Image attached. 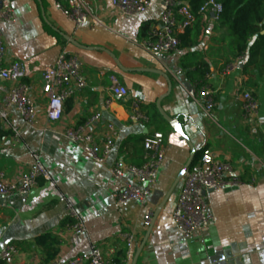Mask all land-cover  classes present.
Returning a JSON list of instances; mask_svg holds the SVG:
<instances>
[{
    "label": "crops",
    "instance_id": "crops-1",
    "mask_svg": "<svg viewBox=\"0 0 264 264\" xmlns=\"http://www.w3.org/2000/svg\"><path fill=\"white\" fill-rule=\"evenodd\" d=\"M85 1L89 16L84 24H74L58 8V4L65 7L67 0H10L13 18L0 25L5 47L1 65L13 60L23 62L24 82L31 88L38 111L33 124H24L14 108L9 110L10 123L19 127L18 141L9 126L0 122V171L8 180L17 181L36 152L49 174L48 180L38 179L26 195L0 196V249L6 244L17 249L1 263L64 264L73 256H84L90 245H96L112 264L123 260L131 264L148 227L143 222L144 209L153 212L161 202L190 157L191 146L193 159L202 148H209L218 159L230 164L229 176L243 184L205 193L214 222L206 233L183 239L172 218L182 176L155 218L135 264H227L226 254L239 257L237 264H264V64L244 69L245 58L232 59L227 32L212 15L207 20L199 17L190 26L193 43L154 57L141 43L150 27L158 23L162 0H149V8L138 18L122 15L110 0ZM61 52L80 60L86 85L64 100L59 120L48 122L41 71L53 65ZM186 54L191 61L202 59L207 64L203 81L215 98L210 115L187 95L186 84L192 86L194 81L187 71L194 67L182 68L181 64L188 62ZM227 58L232 60L226 63ZM138 68L168 75L171 89L161 100V107L178 120L188 142L153 109L167 89L165 79ZM111 77L126 87L127 95L105 105L111 99ZM10 85L0 79V91ZM246 91L258 103L257 116L247 119L240 107ZM133 103L147 115V123L129 120ZM96 112L101 117L91 129L97 141L108 123L118 131L105 164L94 163L64 136L67 128ZM152 131L162 132L165 147L155 189L145 207L131 201L118 207L114 194L121 182L110 175L108 166L140 165L143 138ZM68 206L76 212L83 232L71 228L76 219ZM123 233L135 238L130 250L120 238Z\"/></svg>",
    "mask_w": 264,
    "mask_h": 264
},
{
    "label": "built area",
    "instance_id": "built-area-1",
    "mask_svg": "<svg viewBox=\"0 0 264 264\" xmlns=\"http://www.w3.org/2000/svg\"><path fill=\"white\" fill-rule=\"evenodd\" d=\"M110 3L122 15L138 18L150 6L149 0H110ZM62 13L70 18L74 24H84L88 20L89 8L85 0H67V5H57ZM161 15L158 23L150 27L147 37L142 41V47L152 56L158 57L164 52L178 50L179 35L184 33L196 21V15L191 7L179 0H162ZM222 6L216 0H206L198 9L197 14L203 20L210 15L218 21ZM13 18L10 0H0V25ZM4 40L0 28V79L11 83L0 91V122H5L12 131L15 141L19 140V127L10 123L9 110L14 108L24 124H33L38 116L37 105L31 94L30 86L24 82L26 69L22 61L13 60L1 65L4 54ZM242 59V58H241ZM230 65H227L229 67ZM111 99L105 101L108 105L111 100H121L127 95V89L116 78L111 77ZM86 80L82 75L80 60L71 54L61 52L51 66H45L41 71V93L44 97V114L48 122H56L61 118L63 102L76 90L83 88ZM187 95L200 104L210 115L215 106L214 91L207 85H193L187 89ZM241 112L244 118H252L258 114V103L250 91L242 93ZM96 112L84 122L67 128L65 138L77 145L82 153L97 164H105L111 153L115 138L118 135L112 123L106 125L102 138L97 141L92 125L100 119ZM129 120L134 123H147L148 117L140 109L138 103L132 104ZM143 161L140 165L108 166L110 175L121 182V187L114 194L115 204L118 207L127 202H136L145 207L156 186L160 166L164 160L165 147L163 134L160 131L146 133L143 138ZM231 166L221 161L209 148H202L199 156L183 174L172 218L177 234L183 239H190L196 234L206 233L214 222L212 210L207 203L205 193L220 191L243 183L235 177H230ZM49 179V174L40 161L39 153H32V163L17 181L8 180L0 171V196L11 194L26 195L37 184L38 179ZM129 178V179H127ZM70 215L76 219L71 228L79 233L83 232L82 223L77 220L76 212L67 207ZM152 211L145 208L143 222L150 223ZM128 250L135 243L130 233L121 234ZM17 251L12 244H6L0 249V261H6ZM64 264H112L96 245H90L87 254L76 255ZM119 264H129L127 260Z\"/></svg>",
    "mask_w": 264,
    "mask_h": 264
},
{
    "label": "trees",
    "instance_id": "trees-1",
    "mask_svg": "<svg viewBox=\"0 0 264 264\" xmlns=\"http://www.w3.org/2000/svg\"><path fill=\"white\" fill-rule=\"evenodd\" d=\"M182 1V0H179ZM206 0H185L191 7L192 12L199 18L198 9ZM222 6V10L217 21L218 25L225 29L229 40V52L232 59L245 58L243 68L250 66L259 67L264 64V0H216ZM183 2V1H182ZM197 20V19H196ZM147 27L143 26V31ZM191 28L188 27L184 33L180 34L178 48H183L193 41L190 38ZM255 36L251 42L252 37ZM186 54L184 58H189ZM232 59H228L226 63ZM185 60V59H184ZM181 64L182 68L193 66V71H187L188 75L194 77L193 85H206L203 81L208 72L207 64L201 59ZM183 61V60H182ZM156 116L161 118L157 109L153 107ZM199 156V155H198ZM197 159V158H196ZM196 159H193L192 163ZM2 261H0V264Z\"/></svg>",
    "mask_w": 264,
    "mask_h": 264
},
{
    "label": "water",
    "instance_id": "water-1",
    "mask_svg": "<svg viewBox=\"0 0 264 264\" xmlns=\"http://www.w3.org/2000/svg\"><path fill=\"white\" fill-rule=\"evenodd\" d=\"M64 37H65L69 42H71L72 44H74V45H76V46H79V44H78L75 40H73L71 37H68V36H64ZM113 59H114L115 63H116L121 69H124V68H122V67L119 65L118 61H117L115 58H113ZM124 70H125V69H124ZM136 70H137V71H142V72H154V73H156V74L161 75V76L165 79V81H166V83H167V89H166V91H165L163 94H161V95L157 98V100H156V102H155V104H156V109H157L158 113L160 114V116L163 118V120H165V121L171 126V128L177 133V134H179L180 136H182V137L188 142V139H187L186 136L184 135L183 130H182L181 125H180V123L178 122V120H177L176 118H173V117H170L169 115H167V114L164 112V110L162 109V107H161V100H162L166 95L169 94L170 89H171V80H170V78L168 77V75H167L165 72H163V71L155 70V69H149V68H138V69H136ZM186 85H187L186 88L189 89V88H190V85H189V84H186ZM189 145H190V144H189ZM190 152H191L190 157L188 158V160L185 162V164H184V165L182 166V168L180 169L178 175L176 176V178H175V180L173 181L172 185H171L170 188L168 189L167 193L163 196L161 202H159V203L157 204L156 208H155L154 211L152 212L151 220H150V223H149V225H148V227H147L146 233H145L144 237L142 238V240L139 242V244H138V246H137V248H136V250H135V252H134V254H133V258H132L131 264H135V263H136L137 257H138V255H139V253H140V251H141V249H142V247H143V245H144V243H145V241H146V239H147V237H148V234H149V232H150V230H151V228H152V225H153V223H154V220H155V218L157 217V215H158V213H159L161 207H162L163 204L166 202L168 196L170 195V193H171L172 190L174 189L175 185L179 182V180L181 179V177L183 176V174L185 173V171H186V170L189 168V166L192 164L193 156H194V150L192 149L191 146H190ZM156 194H157V193L154 192V193H153V196H155ZM225 257H226V259L228 260V261H227V264H237V261H238V259H239V257H237V256L235 257V256H233V254H226Z\"/></svg>",
    "mask_w": 264,
    "mask_h": 264
}]
</instances>
